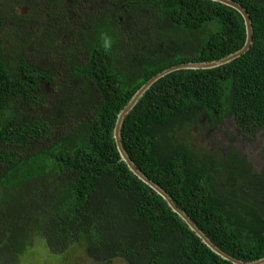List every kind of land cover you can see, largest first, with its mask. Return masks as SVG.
<instances>
[{
	"label": "trees",
	"instance_id": "1",
	"mask_svg": "<svg viewBox=\"0 0 264 264\" xmlns=\"http://www.w3.org/2000/svg\"><path fill=\"white\" fill-rule=\"evenodd\" d=\"M233 1L251 17L250 50L157 81L122 142L218 248L251 263L264 259V168L233 144L214 162L179 139L228 119L244 135L264 131V0ZM246 39L242 15L210 0H0V264L82 247L93 264H232L129 169L114 130L152 78Z\"/></svg>",
	"mask_w": 264,
	"mask_h": 264
},
{
	"label": "water",
	"instance_id": "2",
	"mask_svg": "<svg viewBox=\"0 0 264 264\" xmlns=\"http://www.w3.org/2000/svg\"><path fill=\"white\" fill-rule=\"evenodd\" d=\"M212 2L220 3L225 6H228L230 8L235 9L238 11L245 22L246 26V43L243 49L240 51H237L236 53H233L229 55L226 58H223L219 61H214V62H205V63H185L181 64L178 66L171 67L169 69H166L165 71L161 72L154 78H152L147 84H145L130 100V102L127 104V106L120 112L116 127L114 130V138L117 144V149L118 152L120 153V157L123 162L127 164L129 169L144 183L149 185L157 194H159L171 207V209L177 213L180 218L186 222V224L189 226V228L195 232L196 236L201 239L202 243L206 245L213 253L221 257L222 259L231 262L232 264H264V259H261L256 262H251V263H245L242 261H239L224 251H222L220 248H218L207 236L205 233H203L192 221L191 219L186 215L185 212L181 211L178 209V207L175 205L173 202L172 198L157 184H155L152 180H149L146 175H144L140 170L137 169L135 163L125 150L122 142V128L124 125V121L126 116L135 108V106L138 104V102L141 100V98L146 94V92L160 79L164 78L170 73H173L175 71H181V70H193V71H198V70H211L215 68H219L221 66H224L226 64H229L233 62L234 60L240 58L241 56L245 55L251 48L253 44V37H254V27L253 23L251 20V17L247 10L241 6L240 4L236 3L233 0H210Z\"/></svg>",
	"mask_w": 264,
	"mask_h": 264
},
{
	"label": "rangeland",
	"instance_id": "3",
	"mask_svg": "<svg viewBox=\"0 0 264 264\" xmlns=\"http://www.w3.org/2000/svg\"><path fill=\"white\" fill-rule=\"evenodd\" d=\"M57 136H61L62 132H57L54 130ZM192 133V132H190ZM188 133V137L184 138V135H180L179 139L181 141H187L189 139L193 140V144L199 149L202 147H206L200 140H197V143H194V137L190 138L192 134ZM61 134V135H60ZM211 138L210 141L215 140L217 143L216 146L220 148H224L223 142H225V146H229L231 142H228L231 138H235L237 140V146L239 151L241 152V156L245 155L248 164H252L253 168L258 172L262 173L264 168V131H261L256 136L253 135H244L241 133L236 125L234 120L228 119L220 124L217 129L213 130V132L209 133ZM184 138V140H183ZM227 140V141H226ZM243 154V155H242ZM82 251L74 253L73 258H53L54 263L48 261L47 256L42 252L44 256H39L38 254H30L25 259L23 258V264H93L89 259H87L84 254V248H81ZM73 254V252H72ZM112 264H127L125 261L113 262Z\"/></svg>",
	"mask_w": 264,
	"mask_h": 264
},
{
	"label": "flooded vegetation",
	"instance_id": "4",
	"mask_svg": "<svg viewBox=\"0 0 264 264\" xmlns=\"http://www.w3.org/2000/svg\"><path fill=\"white\" fill-rule=\"evenodd\" d=\"M219 125L215 126L212 129H209V128H207V125L205 126V124H203L202 129H195V131L192 132V133H194V136H195L194 137L195 138L194 143H197V140H200L206 146V147H202V149H199V147H197L195 144L193 146V148L195 150H197L198 152L210 151L211 156L214 157L213 158L214 162L219 161L221 158L224 159L226 157V159H229L233 156V153L230 150V146H225V142L222 143L224 148H220L219 146H216L217 142L215 140L210 141L211 136L209 133H211V132H213V130L217 129V127ZM228 142H231V144H233V148H235L237 150V152L241 154V152L239 151L238 146H237V140L235 138H231L230 140H228ZM242 157L246 158L245 155H243Z\"/></svg>",
	"mask_w": 264,
	"mask_h": 264
},
{
	"label": "bare ground",
	"instance_id": "5",
	"mask_svg": "<svg viewBox=\"0 0 264 264\" xmlns=\"http://www.w3.org/2000/svg\"><path fill=\"white\" fill-rule=\"evenodd\" d=\"M138 169V168H137ZM139 170V169H138ZM145 175V174H144ZM147 178L149 179V180H151L148 176H147ZM155 183V182H154ZM156 184V183H155ZM167 193V192H166ZM168 194V193H167ZM176 205V204H175ZM179 209V208H178ZM177 214V213H176ZM187 215V214H186ZM192 221V220H191ZM186 223V222H185Z\"/></svg>",
	"mask_w": 264,
	"mask_h": 264
}]
</instances>
